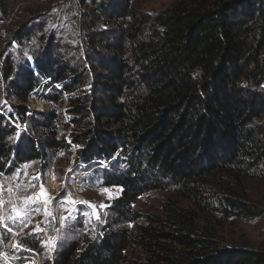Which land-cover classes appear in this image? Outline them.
<instances>
[{
    "label": "trees",
    "instance_id": "16d2710c",
    "mask_svg": "<svg viewBox=\"0 0 264 264\" xmlns=\"http://www.w3.org/2000/svg\"><path fill=\"white\" fill-rule=\"evenodd\" d=\"M4 5L0 0V14ZM131 7L125 3L121 24L109 31L108 56L86 50L103 74L72 101L80 127L71 136L79 146L74 162L89 167L116 156L101 180L120 194L98 237L76 241L81 227L73 222L65 234L74 239L66 238L42 264H264V246L224 247L209 220L261 211L243 181L264 175V0H177L153 17ZM62 72L53 75L39 64L8 72V91L25 104L35 74L57 83ZM53 91V100L61 97ZM18 109L21 117L27 113ZM37 115L28 127L38 134L24 138L16 152L8 141L16 131L0 113V171L12 158L46 160L64 146L54 113ZM154 190L169 193L163 217L133 207ZM137 220L143 222L135 231L121 228ZM19 243L42 253L35 237ZM133 248L137 259L127 258Z\"/></svg>",
    "mask_w": 264,
    "mask_h": 264
},
{
    "label": "rangeland",
    "instance_id": "374dc122",
    "mask_svg": "<svg viewBox=\"0 0 264 264\" xmlns=\"http://www.w3.org/2000/svg\"><path fill=\"white\" fill-rule=\"evenodd\" d=\"M176 1L5 0L3 14H0V113L6 121H13L9 124L16 131L9 137V148L17 152L24 138H35L38 132L28 127L30 118H40L37 114L48 112L56 116L59 140L64 142V146L52 152L46 160L21 162L12 158L11 162L3 165L0 171V218H4L12 231L0 226V264H42L43 260H50L55 249L62 248L66 238L86 243L102 232L107 224V208L120 191L102 183L101 171L108 169L112 164L110 161H114L116 156L85 167L74 162L79 146L71 142V136L80 131L74 123L77 117L72 112V101L89 93L95 74H103L95 63L89 62L86 50L94 48V54L91 52L94 57L110 54L103 44L112 38L109 31L121 24L120 9L126 2L138 13L153 17L169 9ZM93 37L100 43L94 45ZM38 64L50 67L53 75L63 70L61 78L53 83L35 74L36 88L23 104L8 91V83L12 79L8 72L31 71ZM77 74L83 80L76 84L73 79ZM53 89L62 92L61 97L56 96L53 100ZM19 106L27 110L23 117L19 114ZM41 185L46 193L47 205L43 199L37 200L32 205L37 210L27 220L11 223L7 217L13 215V207H23L27 198H35L41 193ZM243 188L248 198L261 207L259 215L246 219L212 215L209 220L224 247L258 249L264 246V175L244 180ZM169 200L167 191L154 190L138 197L133 207L144 215L163 217V207ZM86 202L94 207H89ZM179 204L187 205L182 201ZM45 207L50 215L44 214ZM51 215L57 217L59 223L57 235L49 244L43 232ZM64 217L67 219H62ZM73 222L81 227L74 238L65 234L66 228ZM142 222L137 220L121 228L135 231ZM30 237L39 242L42 255L27 248L14 247L17 242ZM127 258L137 259L139 252L133 248L127 253Z\"/></svg>",
    "mask_w": 264,
    "mask_h": 264
},
{
    "label": "snow or ice",
    "instance_id": "6c2138e0",
    "mask_svg": "<svg viewBox=\"0 0 264 264\" xmlns=\"http://www.w3.org/2000/svg\"><path fill=\"white\" fill-rule=\"evenodd\" d=\"M45 196H46V193L44 192V187L43 185H41V193L37 194L35 198H27L23 207L17 208L14 206L12 209L13 215L7 217V219L10 220L11 223L13 224H16L17 222L22 223L23 221L27 220L30 214L33 211L37 210L32 206L36 203L37 200L43 199V202L45 203V205H47L48 200L45 199ZM86 203H89V202H86ZM89 207H94V206L89 203ZM44 214L50 215L47 207H45ZM62 219H67V217H64ZM0 226H3L9 232L12 231V229L9 228L8 225L4 222V218H0ZM49 244H51V241L49 242ZM14 247H22V245H20V243L17 242V244L14 245Z\"/></svg>",
    "mask_w": 264,
    "mask_h": 264
},
{
    "label": "bare ground",
    "instance_id": "6f19581e",
    "mask_svg": "<svg viewBox=\"0 0 264 264\" xmlns=\"http://www.w3.org/2000/svg\"><path fill=\"white\" fill-rule=\"evenodd\" d=\"M58 219L57 217L52 218V220H48L45 222V227H44V238L46 241L53 243L56 235H57V224H58Z\"/></svg>",
    "mask_w": 264,
    "mask_h": 264
},
{
    "label": "built area",
    "instance_id": "2783aa9c",
    "mask_svg": "<svg viewBox=\"0 0 264 264\" xmlns=\"http://www.w3.org/2000/svg\"><path fill=\"white\" fill-rule=\"evenodd\" d=\"M50 218H51V220H52V218H54V215H51Z\"/></svg>",
    "mask_w": 264,
    "mask_h": 264
}]
</instances>
